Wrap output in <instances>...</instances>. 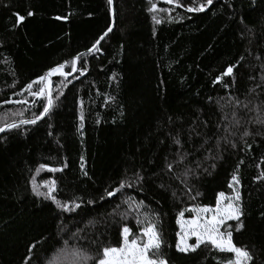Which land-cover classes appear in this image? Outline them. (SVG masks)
Here are the masks:
<instances>
[{"label": "trees", "instance_id": "16d2710c", "mask_svg": "<svg viewBox=\"0 0 264 264\" xmlns=\"http://www.w3.org/2000/svg\"><path fill=\"white\" fill-rule=\"evenodd\" d=\"M154 2L172 7L164 0ZM148 7V0H113V15L107 0H0V118L7 113L8 122L31 119L42 110L43 101L22 89L49 68L84 53L77 67L88 69L83 76L68 77L72 83L62 89L49 116L0 137V264H46L59 249L71 246L93 256L100 246H119L124 224L138 232L135 213L121 221L109 215L121 194L98 198L125 177L133 180L137 171L144 176L142 189L126 188L124 194L143 200L148 209L142 211L159 213L157 227L169 264H220L226 259L203 245L196 253L177 252L176 220L185 209L214 207L221 191L232 194L233 174L240 181L234 187L245 224L233 233V241L264 264V179H257L264 173V124L255 122L258 116L264 119V0L254 6L251 0H214L204 12L175 8L174 19L159 14L164 18L159 25ZM28 11L34 15L27 16ZM16 14L25 20L17 24ZM113 21L101 51L89 54ZM237 61L232 76L214 82ZM52 79L56 88L63 78ZM234 98L248 108L235 107ZM21 99L29 103H5ZM19 112L22 117L11 115ZM233 112L239 126H232ZM246 130L250 135L244 137ZM177 135L182 147L173 141ZM178 151L187 154L183 162H177ZM65 163L63 171H36L40 164L61 168ZM186 167L192 170L187 176ZM33 178L41 184L55 180L54 195L62 201L97 202L62 213L51 200L32 193ZM190 215L185 211L186 218ZM67 263L72 264L71 257L63 261Z\"/></svg>", "mask_w": 264, "mask_h": 264}, {"label": "snow or ice", "instance_id": "6c2138e0", "mask_svg": "<svg viewBox=\"0 0 264 264\" xmlns=\"http://www.w3.org/2000/svg\"><path fill=\"white\" fill-rule=\"evenodd\" d=\"M214 0H187V3H183L182 0H164V3L172 7H159L157 2L154 0H148L149 7L148 11L153 13L151 19L155 25H159L164 22L160 13H167V19L171 20L174 17L171 16V12L175 8H184L187 12H204L209 6L213 4ZM256 0H251L252 5H255ZM108 5L113 4V0H107ZM191 5V6H189ZM34 15L32 11L27 12V16L31 17ZM56 19H67V17H56ZM25 20L24 15L16 14V23L19 24ZM112 31L111 27L107 30L93 43L91 48L87 50L89 54H94V52L101 51L97 46L100 44L101 40ZM84 53H78L71 61H66L64 63H59L54 67L49 68L43 75H40L37 79L29 82L23 89L22 92H27L29 96L40 98L43 101L40 105L41 109L38 114L34 113L31 119H20L19 121L12 119L8 122V114L5 113L4 123L0 124V133H5L9 130H19L22 125H35L38 121L42 120L44 117L49 116L54 108L57 106L56 101L59 95H62V89L67 87L68 84L72 83L68 79L74 73L79 72L80 76H83L87 72V67L83 64L77 67L79 61L84 56ZM243 60V57H240ZM70 64V71H65L66 66ZM239 61L235 64L227 66V68L221 73L220 76L215 78L214 82H220L223 76H232L234 68L237 67ZM59 76L63 78L56 88L53 87L52 77ZM78 78V77H77ZM262 84H264V77H261ZM35 86V90H34ZM261 87L262 85H257ZM227 87V85H225ZM252 91H255L254 89ZM54 92L57 95L54 96ZM21 95L22 93H16ZM17 103L21 105L28 104L29 101L25 99L17 101H5V103ZM235 107L242 106L243 108H248L247 103H243L238 98H234L231 101ZM36 101H32L33 106H35ZM264 103V101H262ZM253 109H249L252 111ZM255 111L259 112V106L255 108ZM12 116H23V112L12 113ZM233 125L239 126L240 119L237 118V114L233 112ZM227 119V116H225ZM80 128H83L84 114H83V101H81V113L79 116ZM256 123L264 124V119L259 116L255 120ZM228 131V128L225 129ZM235 135V133H231ZM250 133L246 130L243 136L246 137ZM243 138V137H242ZM225 139H227L225 137ZM175 144L181 145V141L177 137L173 138ZM232 147L236 145L229 141ZM251 147V145H246ZM179 162H183L187 159V154L178 151L177 153ZM67 167L65 163L61 168L50 167L46 164H40L39 168L36 169L37 173L42 169H47L49 172L63 171V168ZM81 170H84L83 157H81ZM168 171L173 170V164L171 162L166 165ZM199 167V165H198ZM212 168L215 164L211 165ZM191 169L185 171V176L191 172ZM209 175L211 174L207 168L204 169ZM85 176L88 175L86 171H83ZM133 180L125 177L122 179L115 188H105L103 193L99 196V200L103 201L106 199H111L121 194L120 203L116 204L109 213L110 216L119 217L121 221L128 220L131 213H135V223L138 226V232H133L132 229L124 224L120 230L121 242L119 246L103 245L100 246L95 256L89 253L86 248L80 246H71L70 248H61L55 253V255L46 261V264H63V261L67 257H71L72 264H169L167 255L164 253L163 248L165 247V241L163 240L162 234L159 231L157 225L160 221V215L158 212L148 210V205L144 203L143 200H136L135 197L124 194L126 188H141L144 182V176L141 172L137 171L133 173ZM257 179H264V173H262ZM32 193L37 197H43L45 200H51L56 208L62 213H71L77 209H80L82 204L87 203L88 205L94 204L97 201L89 199L88 201H83L82 198H76L69 201H62L57 199L54 193L57 191V184L55 180H45L38 183L35 178L32 180ZM240 184L239 178L236 174L232 175L231 182L228 187L232 189V194H226L224 191L218 193L215 206H194L190 209H185V211L192 213L189 218H185V211H181L177 217L176 223L180 226V231L176 234L179 239L175 244V249L179 253L187 255L188 253H196L198 249L203 245L206 249H212L218 253L225 254L226 259H224L220 264H260L258 257L247 248V246H237L233 241V233L239 232L245 228V224L241 217L244 215L241 195L238 190ZM41 187L46 189L41 191ZM191 192V189L188 190ZM175 195V193H173ZM196 195H199L197 192ZM195 199V196L192 197ZM122 205L127 207L121 211ZM264 215V214H262ZM234 222V223H229ZM90 224L94 226L95 222L90 221ZM63 230V229H62ZM77 235V234H74ZM194 238V242L189 241ZM67 245L68 241H64ZM36 247L35 244L28 248V252L32 253L33 249ZM31 259V256L28 257ZM27 264V261H25Z\"/></svg>", "mask_w": 264, "mask_h": 264}, {"label": "water", "instance_id": "95a60500", "mask_svg": "<svg viewBox=\"0 0 264 264\" xmlns=\"http://www.w3.org/2000/svg\"><path fill=\"white\" fill-rule=\"evenodd\" d=\"M111 7H112V12H111V13L113 14V12H114L113 4L111 5ZM113 15H114V14H113ZM114 25H115V22L113 21V24L110 26V27L112 28V31H113V29H114V27H113ZM112 31H111V32H112ZM111 32H109L108 35H109ZM108 35H107V36H108ZM107 36H105L104 38H106ZM101 41H102V40H101ZM100 43H101V42H100ZM99 45H100V44H99ZM99 45H98L97 47H99ZM52 78H53V77H52ZM46 117H47V116H46ZM44 118H45V117H44ZM44 118H43V119H44ZM43 119H42V120H43ZM38 122H40V121H38ZM38 122H37V123H38ZM6 132H8V131H6ZM6 132H5V133H6ZM5 133H0V137H1V135L5 134Z\"/></svg>", "mask_w": 264, "mask_h": 264}, {"label": "rangeland", "instance_id": "374dc122", "mask_svg": "<svg viewBox=\"0 0 264 264\" xmlns=\"http://www.w3.org/2000/svg\"><path fill=\"white\" fill-rule=\"evenodd\" d=\"M186 218V217H185ZM190 243L194 242V238H192V240L189 241ZM67 264H70V263H67Z\"/></svg>", "mask_w": 264, "mask_h": 264}]
</instances>
